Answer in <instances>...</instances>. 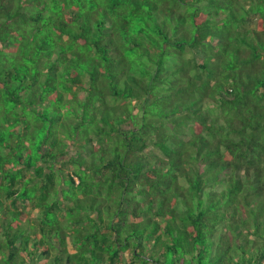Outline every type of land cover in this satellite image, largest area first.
I'll return each instance as SVG.
<instances>
[{"label":"trees","instance_id":"trees-1","mask_svg":"<svg viewBox=\"0 0 264 264\" xmlns=\"http://www.w3.org/2000/svg\"><path fill=\"white\" fill-rule=\"evenodd\" d=\"M0 264H264V0H0Z\"/></svg>","mask_w":264,"mask_h":264}]
</instances>
